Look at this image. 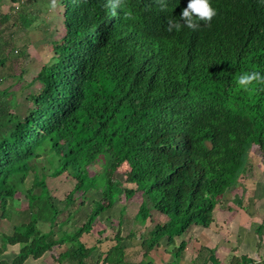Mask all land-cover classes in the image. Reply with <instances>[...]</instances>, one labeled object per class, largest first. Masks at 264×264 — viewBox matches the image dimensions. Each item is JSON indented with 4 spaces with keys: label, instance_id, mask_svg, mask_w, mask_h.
<instances>
[{
    "label": "trees",
    "instance_id": "1",
    "mask_svg": "<svg viewBox=\"0 0 264 264\" xmlns=\"http://www.w3.org/2000/svg\"><path fill=\"white\" fill-rule=\"evenodd\" d=\"M3 1L0 219L11 229L0 231V264H26L57 246L66 247L59 259L68 264H155L146 257L161 239L173 246L192 227L222 229L214 212L248 179L254 145L264 162V85L251 91L235 85L243 72L264 74V0H210L217 12L210 25L201 21L195 31L183 27L171 33L167 20L179 19L189 0H163L164 11L157 0H125L115 14L108 0H57L64 35L50 38L52 57L28 84L38 87L27 93L31 105L22 114L12 87L22 81L24 68L12 74L11 55L24 56L35 27L47 30L51 2L11 0L14 5L3 12ZM99 159L103 173L92 176L88 167ZM123 165L129 169L125 183L115 182ZM62 175L75 182L66 198V221L58 220L62 210L47 182ZM31 176L27 207L18 210ZM137 193L142 201L136 228L150 221V230L137 236L135 228L124 237L119 222L115 244L98 254L96 245L82 242L121 195L129 200ZM89 200L78 226L71 210L76 213ZM154 211L166 219L156 222ZM263 227L264 219L257 231ZM133 238L141 240L139 261L123 244ZM188 244L183 240L175 247L176 255L182 257ZM11 247L17 254L8 262L2 256ZM195 253L194 264H224L215 249L202 246ZM226 264L255 262L232 255Z\"/></svg>",
    "mask_w": 264,
    "mask_h": 264
},
{
    "label": "rangeland",
    "instance_id": "2",
    "mask_svg": "<svg viewBox=\"0 0 264 264\" xmlns=\"http://www.w3.org/2000/svg\"><path fill=\"white\" fill-rule=\"evenodd\" d=\"M50 1L51 0H47ZM60 1V0H58ZM47 3L48 6V2ZM14 5L11 0H4L3 1V6L2 10L3 12H7L10 10V8ZM26 7V6H25ZM27 8V7H26ZM49 8V7H47ZM21 10V9H20ZM19 10V12H20ZM22 13L27 12V9L23 8L21 10ZM43 14H41L42 16ZM62 8L61 6H58L55 10L48 9L46 13V23H47V30L46 27L44 29L42 26H37L35 29H33L29 34H28V40L29 44L28 47L25 49V54L22 58H18L16 52L11 55V59L14 60L12 64V69L11 73H20L22 66L24 68V75L22 78V81L19 82L18 84H15L12 87V91H14V104L17 106V111L19 114L24 113L25 109L29 107L31 104L26 100V95L30 91L37 90V85L28 87V84L32 81L33 77L39 72L43 64H46L50 61L52 57V52L49 48V40L50 38H60L64 35V29L62 27ZM13 80L10 79L6 83V85L12 84ZM251 159L250 162L252 164H255L257 166L256 173L254 174V178H258L257 180L260 181L259 185L261 183L264 185V163L261 157V153L258 149V146L254 145L252 147L250 155ZM42 165V163H40ZM104 169V160H98L94 164L90 165L88 167V171L90 175H95V174H101L103 173ZM128 167L126 165H123L119 170L115 173L114 175V181L115 182H121L125 183V174L128 171ZM258 171V173H257ZM251 175V172L249 173V177ZM248 177V179H249ZM250 180H247L244 183L245 188H248L247 183ZM48 186H49V191L52 196V201L57 205L59 209L62 210L58 220L59 221H66L69 218V210L64 209L66 206V198L70 191L74 187V180L71 179L70 177L66 175L58 176V177H48L47 179ZM33 184L32 176L29 177L27 180L26 184L24 185V188L22 189V194L19 196V199L16 203V209L21 210L25 209L27 207V200L25 198V191L26 189H29ZM259 185H256L259 188V193L262 191L264 192V187H260ZM256 187V188H257ZM251 190L255 191V185L251 186ZM90 195V194H89ZM250 195V192H249ZM252 195V193H251ZM250 195V196H251ZM75 197V202L76 204H80L82 201V197L80 193H76ZM96 197H98V194L96 193ZM253 197V195H252ZM254 199V198H252ZM142 201V196L141 193H137L133 198L127 199L124 195H121L120 202H118L116 205H114L112 208L109 210L105 211L101 219L97 221L94 224L93 230L90 234L84 235L82 237V242L87 246L91 247L96 245L99 248V251L97 252H104L107 250L110 246L114 245V237L115 233L117 232L116 229H118V225L120 226L119 222H121L120 228L122 229V235L126 237L129 232L132 229H135L137 227V224L135 223V217L136 213L138 212L140 203ZM227 201V200H226ZM255 201V200H254ZM252 202V201H251ZM256 203H249V201L246 200L245 205L248 207V211H254L255 206L259 205V200L257 199L255 201ZM90 200L86 203V205L82 208L80 207L78 211L75 213V210H71L74 213L75 219L77 220V225H81L82 222L85 220V217L87 213L89 212L90 208ZM122 207H126V212L124 214H121L120 209ZM224 207H227V202L224 204ZM219 208H223L221 206H218L216 210L218 211ZM258 209V207L256 208ZM215 210V215L217 219V224L223 228V223L226 220V215L225 209H222V215L219 216V214H216ZM154 214V219L156 222H162L163 220L166 219L165 215H162L158 212H153ZM256 215H259L257 213ZM165 217V219H163ZM121 219V220H120ZM154 224L147 222L145 225L142 226L141 230L137 229V236L143 231L144 233L148 230H150L153 227ZM10 223L7 222L6 220L0 219V231L1 232H8L10 231ZM49 225H46L44 229H48ZM200 227V226H199ZM192 227L190 230L186 231L180 236L175 237V244L173 246L167 245L166 237L161 239L160 244L158 248H155L154 251L150 252L148 256L146 257V261H153V258H157L160 261L163 259H166L169 257V260L171 264H181L182 257L177 256L176 254L178 253L175 250V247L180 246L181 242L183 240H187L189 242L188 245V250L186 252V257L187 259H190L191 256L195 257V249H198L201 245V243H204L205 240L209 238H215L218 239H223V229L218 228L216 225H212L213 230L218 233L216 236L212 234V231H208L202 227ZM217 227V228H216ZM57 229V228H56ZM191 238V239H190ZM195 238H199V243L195 242ZM100 241L101 243L98 244ZM141 240L139 238H133L129 240H125L123 244L125 247L128 249V252L130 253L132 259L139 261L142 259V251L140 250V242ZM195 243H197L195 245ZM1 241H0V246H1ZM65 246H57L52 249V252L54 254H51L49 256H52L53 258L56 256H59V253H62L65 250ZM190 249V250H189ZM14 252V251H11ZM51 253V252H50ZM14 254L16 255L17 252ZM2 258H5V256H2ZM15 256L13 257V259ZM6 259V258H5ZM9 262V261H8ZM161 263V262H160Z\"/></svg>",
    "mask_w": 264,
    "mask_h": 264
},
{
    "label": "crops",
    "instance_id": "3",
    "mask_svg": "<svg viewBox=\"0 0 264 264\" xmlns=\"http://www.w3.org/2000/svg\"><path fill=\"white\" fill-rule=\"evenodd\" d=\"M252 165L253 169L250 175L251 177L247 179L250 180L247 183L248 188L243 187L244 183L247 181L246 180L241 184L240 187L229 192L221 205V207H223L222 209H225L226 211L224 213H226V215L228 214L226 220L223 223V239L215 238L213 240V238L211 237L205 240L204 243H201L200 247L194 250L195 252L198 251L202 246H207L208 248L216 250V256L224 264L229 262L232 255H245L253 259L255 264H264V227L260 231H257V228L262 225L264 219V192L262 191L261 193H259V188L256 185H259L260 181L257 180L258 178H254V174L252 175V173H256L257 166L255 164ZM254 185L255 191H252L251 186L253 188ZM259 186L261 188L264 187L262 183ZM249 192L250 195L252 193L253 197L252 195H249ZM257 199L259 200V205L255 206L254 211L249 212L248 207L246 208V210L242 208V204L245 205L246 200L249 201V203H256L255 201ZM226 202L227 207H224V204ZM257 207L258 209H256ZM222 209L219 208L218 211L216 210V214H219V216L222 215V211H220ZM257 213H259V215H256ZM214 217L217 222L215 212ZM206 230L212 231V234L215 236L218 234L213 230L212 226L210 228H207ZM198 241L199 238H195V242L200 244V242ZM197 243H195V245ZM16 250V247H11L9 252L5 253L3 256H5L7 261H11L15 256L14 252L16 253ZM187 250L182 255L181 264H194L193 262L195 261L194 259L196 257V253L195 257L191 256L190 259H187ZM51 254L54 253L51 251V253L46 254L42 258L37 260L28 259L26 264H68L65 260L59 259V256H56L54 258L52 256H49ZM153 261L155 264H171V260H169V257L163 259L162 261H160L159 259L157 260V258L154 257Z\"/></svg>",
    "mask_w": 264,
    "mask_h": 264
},
{
    "label": "clouds",
    "instance_id": "4",
    "mask_svg": "<svg viewBox=\"0 0 264 264\" xmlns=\"http://www.w3.org/2000/svg\"><path fill=\"white\" fill-rule=\"evenodd\" d=\"M125 0H108L107 6L115 11L124 6ZM161 5V11L166 9V4L163 0H157ZM57 0H51L50 8L55 10L57 8ZM217 15L216 10L212 7L210 0H189L186 8L183 9L179 19L167 20V29L169 33L173 30L180 31L183 27L193 31L200 27L199 22H204L205 25H210L213 18ZM130 18V13L125 14V19ZM180 21H183L181 23ZM235 85L239 90L251 91L254 85H264V74L253 70L250 72H243L238 74L235 78Z\"/></svg>",
    "mask_w": 264,
    "mask_h": 264
}]
</instances>
